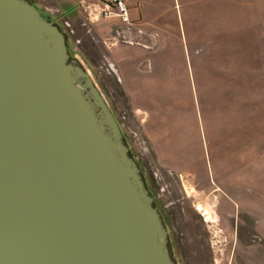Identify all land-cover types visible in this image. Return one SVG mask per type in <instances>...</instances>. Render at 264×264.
Returning <instances> with one entry per match:
<instances>
[{"label":"water","instance_id":"obj_1","mask_svg":"<svg viewBox=\"0 0 264 264\" xmlns=\"http://www.w3.org/2000/svg\"><path fill=\"white\" fill-rule=\"evenodd\" d=\"M0 264H176L117 117L29 0H0Z\"/></svg>","mask_w":264,"mask_h":264},{"label":"rangeland","instance_id":"obj_2","mask_svg":"<svg viewBox=\"0 0 264 264\" xmlns=\"http://www.w3.org/2000/svg\"><path fill=\"white\" fill-rule=\"evenodd\" d=\"M31 1L66 34L72 57L89 71L120 121L126 142L151 179L165 211L181 213L186 207V216L191 218L188 224L194 223L192 226L198 228L206 245L195 243L190 238L193 232L186 236L188 241L184 243L192 260L196 256L203 258V262L195 260L189 264H264V48L261 54L257 53V59L250 58L262 48L259 41L264 39V0L199 2L195 24L200 22V25L195 31L203 36L207 28L213 27L214 37L217 33L221 38L228 37L226 51L220 46L214 47L212 59L197 61L199 76L193 92L187 76L176 75L173 76L175 83L168 79V83H163L166 88L157 83L154 85L161 90L149 92L157 103L156 112L152 114L158 119L155 118L157 122L152 121V125L162 124L168 129L167 134L160 131L158 138H165L169 146L180 142L179 153L189 154L194 163L189 172H182L180 181L176 176L179 172L165 167L163 160V164L158 162V155L142 126L147 113L133 109L136 103L124 91L107 46L88 24H92L90 12L82 8L71 14L66 0ZM162 6L167 7L166 20H170L171 32L176 37L171 59L178 61L185 74L188 71L186 60L181 58L179 62L177 57L183 48V36L191 43L194 33L190 31L188 6L182 9L181 28L172 0H165ZM86 25L89 31L82 35V27ZM86 35L96 43L95 48L88 51L81 47L87 43ZM206 62L208 80L203 76ZM177 81L182 89L174 87ZM140 104L148 112L151 110L146 100ZM178 198L181 203H177ZM184 201L186 204H182ZM174 244L171 241L170 250L178 262L179 248L177 242Z\"/></svg>","mask_w":264,"mask_h":264},{"label":"crops","instance_id":"obj_3","mask_svg":"<svg viewBox=\"0 0 264 264\" xmlns=\"http://www.w3.org/2000/svg\"><path fill=\"white\" fill-rule=\"evenodd\" d=\"M129 10V21L124 22L114 11L110 17H104L101 12L107 6L108 0H66L69 4L70 10L74 12L80 9H86L90 12V20L92 24L88 23L94 35L98 36L107 47L110 59L115 64L118 70L120 83L130 98L136 105L133 109H141L147 113V120L143 119V130L146 136L152 142V146L158 155V162L162 163V160L166 163L165 167L173 170L174 172H189L194 165L190 160L189 154L179 153L180 142H174L171 146L165 142V138H158L159 132L164 130L167 134V128L164 125H152V121L156 123L153 117L152 111L155 114L154 96L149 92H153L160 89V86L154 85L157 83H163L175 79L173 76L184 77L187 76V80H190L192 85V92L194 91V85L197 83L198 75V60L208 61L212 59L214 53V47L220 46V49L225 50L224 47L228 44V37L221 38L220 35L214 37L213 27L207 28L204 32L205 35L198 34L197 27L200 22L195 24L198 20L197 7L202 0H172L173 12L176 14L177 20L181 26L183 21L182 9L184 6H188V19L190 20V29L192 33L191 43L190 40L182 38L183 48L177 57L179 59L185 58L187 73L178 64V61H172L171 50L175 48L173 45L176 43V37L171 28V22L166 18L169 16L167 7L162 6L161 3L165 0H124ZM211 2V0H206ZM184 3V5L182 4ZM206 6V4H205ZM255 4L252 6V8ZM207 8L204 12L207 15ZM172 12V10H171ZM166 15H168L166 17ZM94 16V17H93ZM200 19V18H199ZM195 36V38L193 37ZM264 39H261L259 43H262V48L256 53H253L250 58L257 59L258 54L262 52L264 48ZM246 43V42H244ZM258 43V44H259ZM173 46V47H172ZM226 51V50H225ZM226 54V52H224ZM264 54V51H263ZM167 55V56H165ZM175 56V55H174ZM246 57V55H244ZM249 58V57H247ZM184 60V59H183ZM181 60H179L180 62ZM204 78L207 79L209 66L207 62L204 65ZM171 73V75H169ZM155 80V81H154ZM208 80V79H207ZM208 82V81H207ZM168 83V82H167ZM181 83L177 81L174 87L182 89ZM163 88H166L165 86ZM161 90V89H160ZM207 90V85H206ZM146 91L148 93H146ZM143 100L149 103L151 110L148 112L140 104ZM155 102V103H154ZM159 105V104H158ZM238 119V118H237ZM177 140V139H176ZM183 141V139H180ZM216 140V137H215ZM181 147L183 144L181 143ZM190 160V161H188ZM178 161V162H176Z\"/></svg>","mask_w":264,"mask_h":264},{"label":"flooded vegetation","instance_id":"obj_4","mask_svg":"<svg viewBox=\"0 0 264 264\" xmlns=\"http://www.w3.org/2000/svg\"><path fill=\"white\" fill-rule=\"evenodd\" d=\"M29 1L32 4H34L31 0H29ZM117 120H118V118H117ZM118 122L120 124V121L119 120H118ZM120 126H121V124H120ZM142 171H143V175H144V179L146 181V184H147L149 190L151 191V193L156 198V206L160 210V213L162 215L164 224H165V226L167 227V229L169 231L170 243L172 241L173 246H175L174 242H177V244H178V248H179L178 255L180 257L179 260H178V262L176 261L175 258H173V255H172V258L174 259V261L176 262V264H189V263H191L192 261H195V260H196V262H203L202 261L203 258H200V257H197V256L195 257V260H192L191 256L187 252L188 249L185 247L186 245L184 243V240L185 241H188V238H186V236L189 233H191V232H193V234H191V237L190 238H192L195 241V243H197L199 246H205L206 247L205 242L202 243V240H201V237H200L198 228L192 226V225H194V223L192 225L188 224V220H191V218L186 216L187 215V212L185 210L186 207L183 208L184 210L182 209L183 212H181V213H178V212H176V213H170V211H169V213H167V211H165V205L164 204L162 205L160 203V201L156 197V191H155V188H153V186L151 184L152 183L151 182V179L149 178L148 174L146 175L144 173V170L143 169H142ZM176 176L178 178V181H180L181 178H183L182 174H176ZM163 196L165 198H167L168 200L170 199L165 194H163ZM178 202L181 203V200L179 198H178L177 203ZM174 203H176V200L173 201V204ZM182 204H186L185 201ZM192 219H193V217H192ZM170 226L173 228L172 229V232L170 230V228H171ZM175 234H176V236H175ZM201 234H203V233H201ZM207 247H209V244L207 245ZM211 252H210V254H211ZM209 259H210V261H213V257L211 255L209 256Z\"/></svg>","mask_w":264,"mask_h":264},{"label":"built area","instance_id":"obj_5","mask_svg":"<svg viewBox=\"0 0 264 264\" xmlns=\"http://www.w3.org/2000/svg\"><path fill=\"white\" fill-rule=\"evenodd\" d=\"M115 12L124 22L129 21V10L124 0H108L106 8L101 12L104 17H110Z\"/></svg>","mask_w":264,"mask_h":264},{"label":"trees","instance_id":"obj_6","mask_svg":"<svg viewBox=\"0 0 264 264\" xmlns=\"http://www.w3.org/2000/svg\"><path fill=\"white\" fill-rule=\"evenodd\" d=\"M48 17V16H47ZM48 19H50V20H52L50 17H48ZM82 29H83V33H82V35H84L87 31H89V25H86V26H84V27H82ZM86 40H87V43L86 44H84L83 46H81L83 49H86L87 51H88V49H93V48H95V44L96 43H94V41H91L92 39H91V37L88 35H86ZM89 51H91V50H89ZM95 61V60H94ZM92 62V64H93V66H96L95 64H94V62L93 61H91Z\"/></svg>","mask_w":264,"mask_h":264}]
</instances>
